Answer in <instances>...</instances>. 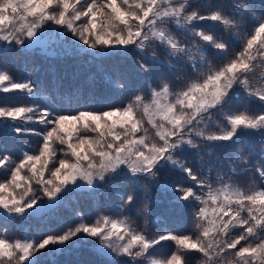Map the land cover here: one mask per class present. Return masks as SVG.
<instances>
[{"label":"snow or ice","instance_id":"1","mask_svg":"<svg viewBox=\"0 0 264 264\" xmlns=\"http://www.w3.org/2000/svg\"><path fill=\"white\" fill-rule=\"evenodd\" d=\"M208 22L228 38L205 31ZM51 34L62 42L70 35L76 55L131 59L140 80L109 77L127 99L99 110L0 105V135L42 141L18 159L0 143V218L39 217L74 194L109 191L115 216L89 222L77 211L78 223L58 234L0 238V264H42L82 244L102 264H190L193 254L196 264H264V148H235L264 138V0H0V51L43 47ZM13 92L47 98L30 79L0 69V93ZM241 94L262 110L233 111ZM248 172L252 183H237ZM165 202L190 210L191 232L148 233L150 220L160 224L152 206ZM166 241L174 251L155 257Z\"/></svg>","mask_w":264,"mask_h":264},{"label":"trees","instance_id":"2","mask_svg":"<svg viewBox=\"0 0 264 264\" xmlns=\"http://www.w3.org/2000/svg\"><path fill=\"white\" fill-rule=\"evenodd\" d=\"M257 2V0H254ZM213 3H221L229 5L233 3V0H213ZM215 25V26H213ZM251 25L249 24V27ZM204 30L211 32L215 35H224L227 39L229 34L222 32V27L218 22H208L204 26ZM240 50L238 43L234 44L231 51L237 52ZM51 54V55H50ZM70 56V57H69ZM6 63L7 65H5ZM102 63V64H101ZM101 64V65H100ZM103 65V66H102ZM10 67L12 70L9 72L13 77L20 75L26 79H30L33 84L41 86L44 90V96L47 97L41 99H28L21 94H11V96H17V100L12 103L13 106L31 105L33 103L39 104L41 108H51L53 104L61 111L67 113H75L77 110H84L85 108L102 109L106 107L108 101H119L127 99V94L118 92L107 84V79H119L121 77L130 79L133 85L139 82L140 77L133 68V61L131 59L125 60L121 58H102L100 62L98 58L95 60L86 56L84 53L79 55H68L66 57L56 56L54 53H45L39 49H28L22 51L18 48H12L9 51L0 52V69L6 70ZM101 68V70H98ZM2 98H6L5 95H1ZM247 108L252 113H258L262 109L258 102L250 101L245 95L241 94L234 100L233 111H240ZM32 136H26L23 140L26 143H22L21 140H17L15 148L28 150L30 148H39L38 144H33V147H29V140ZM8 142L14 141L11 137H6ZM235 148L241 149L244 154H247L249 149L252 148L256 152H259L264 148V138L259 135L251 136L248 138V143H237ZM13 157L15 154L9 151ZM218 155H223L218 153ZM186 158L192 161V155L186 154ZM167 177L170 180L180 182L181 177L179 174L172 171L166 172ZM254 173L248 172L244 175L236 177L237 183L242 186H247L252 183L254 179ZM256 183L259 184V180L256 179ZM88 197V195L85 193ZM159 196V194H156ZM79 194H75L74 197L65 203L61 207L57 208L47 217H36L28 219H17L16 221H7L12 228H22L27 226V220L32 225L31 229L39 236L46 234H55V228H59L60 232L66 229V227L78 223V219L75 215L77 211L83 212L85 218L91 222V220L98 214L103 213L109 216H115L113 211L114 194L109 191L107 195L101 194L97 199H92L94 202L77 203ZM82 201V200H81ZM89 203L93 204V207L88 208ZM74 204L75 210L70 208L69 205ZM170 205L167 202L163 204H154L153 218L160 216V224H154L149 221L147 225V231L151 235H159L161 227H167V230L177 235L188 234L193 229L192 217L190 210H172L170 211ZM61 210V214L58 212ZM130 215V213H125ZM63 216H69L68 219ZM5 220L0 218V238H6L10 242V238L6 231V226L1 225ZM62 222L65 224L62 225ZM138 226L143 230L145 228L143 219L137 220ZM33 234L34 236L36 235ZM174 251L173 242L166 241L161 242V245L157 246L153 251V255L158 258H163ZM55 260L56 264H102V258L99 257L94 251L91 250L90 245L82 244L78 248L70 250V252L56 256L42 258V264H51L52 260ZM190 264H196L198 257L196 255L190 256Z\"/></svg>","mask_w":264,"mask_h":264},{"label":"rangeland","instance_id":"3","mask_svg":"<svg viewBox=\"0 0 264 264\" xmlns=\"http://www.w3.org/2000/svg\"><path fill=\"white\" fill-rule=\"evenodd\" d=\"M67 39H71V36L69 35V37ZM67 39L62 42L60 39H58L55 36V34H51L47 38V44L45 46L39 47L37 49H39V50H41V51H43L45 53H54L56 56H61V57H66L68 55H75V53H73L72 50L70 49V47H69V45L67 43ZM18 49H20V48H18ZM65 50H67V54H65ZM22 51H25V50H22ZM0 52H2V51H0ZM101 59L102 58H98V61L100 62ZM94 62H95V60H94ZM4 64L7 65L6 63H4ZM11 70L12 69L10 67H7L5 71L10 72ZM98 70H101V68H98ZM13 78L15 80H17V81H21L23 79H26V78L22 77L21 74L20 75H16ZM11 94H16L17 95L18 93L17 92H13V93H0V105H5L6 104V105L13 106L12 103L15 102V100H17V96L16 95L15 96H11ZM1 95H5L6 98H2ZM32 137L33 138H31L29 140V142H32V143L29 144V147H33L32 146L33 144H38V142H37L38 140L40 141L39 142V147H40V144L42 142L41 139L39 137H36V136H32ZM17 140L19 141V139H14V141L8 142V140L6 139V137H3L2 135H0V143L4 144L8 148V150L10 152H12L13 154L16 155V157H14L15 159H18L19 158V155H20L21 151H29L30 150L33 153H35L37 151V149H38V148H30L28 150L17 149V148H15V143L17 142ZM57 147H60V146L57 145ZM58 155H60V153H58ZM0 179H3V176L2 175H0ZM74 195L70 198V200L74 197ZM85 201H87V202H94V200H92L91 198L87 197L85 194L79 195V197L77 198V203H83ZM114 201H116V198H114ZM69 207L72 208V209H74V211H77V210H75L76 208H75V205L74 204H70ZM87 207L88 208H91V207H93V204L92 203H89L87 205ZM55 210H46V213L47 214L46 215H43V216L44 217H47V215L51 214ZM58 212L61 214V210L58 211ZM43 216H39V217H43ZM63 217H66V219L69 218V216H63ZM31 218H36V217H31ZM13 220L16 221L17 219H15V218L8 219V221H13ZM27 223H28L27 226H24V227L18 228V229L12 228L9 225V223H7L6 220L1 225L6 226V231L8 233L9 238L11 239L10 242H13L16 239L23 240L26 235L34 236L33 234H35L36 232L31 229L32 223L29 220H27ZM64 224H65V222L64 223L62 222V225H64ZM54 233L55 234L60 233L59 228H55ZM35 236H39V233L37 232ZM45 259H47V258H45Z\"/></svg>","mask_w":264,"mask_h":264}]
</instances>
